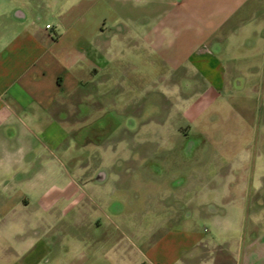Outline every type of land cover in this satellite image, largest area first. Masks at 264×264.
<instances>
[{"label": "rangeland", "instance_id": "obj_1", "mask_svg": "<svg viewBox=\"0 0 264 264\" xmlns=\"http://www.w3.org/2000/svg\"><path fill=\"white\" fill-rule=\"evenodd\" d=\"M7 1L13 6L0 27L22 4L34 16L38 3L51 2L41 22L60 29L70 19L85 26L97 19L89 8L93 0ZM212 34L223 46L215 55L217 87L191 61L135 50L130 44L139 38L119 35L96 46L99 64L80 90L83 106L72 96L58 107L63 115L58 109L39 118L44 126L20 125L15 151L0 137V264H15L33 235L50 252L42 264H149L148 242L172 227L199 236L180 264H264V0L217 20ZM184 77L195 82L183 86ZM235 78L244 80L242 89H233ZM149 93L161 95L156 104L169 114L166 121L146 124L121 142L98 144L96 132L81 133L113 106ZM182 126L200 131L203 138H196L204 147L186 187H177L179 178L172 187L152 180L141 167L133 176L93 183L99 169L135 151V168L140 157L160 156L164 152L144 142L167 145ZM87 137L97 143H85ZM175 152L165 155L169 167ZM114 204L121 212L111 210Z\"/></svg>", "mask_w": 264, "mask_h": 264}, {"label": "crops", "instance_id": "obj_2", "mask_svg": "<svg viewBox=\"0 0 264 264\" xmlns=\"http://www.w3.org/2000/svg\"><path fill=\"white\" fill-rule=\"evenodd\" d=\"M258 1L93 0L89 8L96 10V21L85 26L79 19H70L62 29L41 22L42 12L51 2L38 3L34 16L30 15L27 5L16 7L27 12L28 20L21 26L10 15L12 22L0 27V137L5 139L8 149L15 151L19 148L20 125L44 126L45 122L39 118L58 109L57 114L63 115L65 110L58 107L72 96L83 106L84 102L79 100L80 90L85 89V79L91 69L95 70L99 64L96 46L110 44L119 35L139 38L130 44L135 50L156 49L178 64L191 61L202 67L212 87H217L220 68L215 55L219 51L211 49L217 42L212 34L217 20L228 18L248 3ZM12 6V2L0 0V22L8 19ZM46 25L51 28L47 29ZM194 82L184 77L182 85ZM143 99L113 106L112 111L122 112L139 105ZM7 127L16 128L15 139L5 135ZM35 236L27 240V247L21 250L15 264L49 263V250L41 241L36 242ZM198 239L190 229L172 227L148 242L146 257L149 264H180L182 254L195 246ZM88 244L86 242L85 246ZM77 260L68 264L88 262L87 259Z\"/></svg>", "mask_w": 264, "mask_h": 264}, {"label": "flooded vegetation", "instance_id": "obj_3", "mask_svg": "<svg viewBox=\"0 0 264 264\" xmlns=\"http://www.w3.org/2000/svg\"><path fill=\"white\" fill-rule=\"evenodd\" d=\"M213 45L211 49L218 50L219 53L222 52L223 46L221 42L217 41ZM203 51L204 53L206 52V50ZM234 80L232 82V87L234 90H236L234 88ZM158 100H161L160 94L152 95L149 93L144 96L142 103H140L139 105L130 107L122 112L112 111L111 113H105L97 123L95 122L85 127L81 133L87 134V132H89V129L91 130V132H96L99 139H101L99 140L98 144H104L110 140L115 139L119 142L126 139L133 140V133L130 131V129L126 126H122L123 118L132 116L140 119L141 125L139 127V130L146 124L152 122L161 123L166 121L169 118V114L164 109H162V107L156 104V101ZM139 130L135 134H137ZM192 132H195V134H192ZM199 132L200 131H192L190 126H182L175 132L174 135H172V140L167 145H161L155 140H148L144 142L152 146L154 150H160L164 153H161L160 156H154L152 153L148 156L145 155L144 157H140L139 162L137 161L136 163L137 165H139V167L137 166L136 168L133 167L130 162V159L132 160L133 158L135 159V157H137L135 155L136 151L134 152L135 156L133 155L132 158H119L117 162L109 164V166H107L109 178L111 176H115L118 180H120L122 176H133L134 173L137 172V170H139L141 167L146 168L149 175L152 177V180H165L168 182L169 187H172V184L174 183L173 181L175 179L179 178L180 181L182 180V178H185L187 183L184 187H186L193 177L192 172L195 169L196 162L200 159L201 150L204 148L201 147L202 140L196 138V136L199 135L203 138V136L199 134ZM84 142L97 143L95 141L89 140L88 137L84 140ZM137 143L138 142L136 141L133 142L132 148H137ZM174 152L175 154H177V158H175L176 161H174L172 166L169 167L172 162L169 163V158L165 155H170ZM134 161L136 162V160ZM22 203L24 205H27L28 201L24 199ZM47 261H49V259H47Z\"/></svg>", "mask_w": 264, "mask_h": 264}, {"label": "water", "instance_id": "obj_4", "mask_svg": "<svg viewBox=\"0 0 264 264\" xmlns=\"http://www.w3.org/2000/svg\"><path fill=\"white\" fill-rule=\"evenodd\" d=\"M11 18L13 21L17 22L19 25L22 26L28 20V14L24 9L16 8L11 13ZM243 86H244V80L242 78H236L234 80V88L236 90L242 89ZM140 125H141V120L137 119L136 117L128 116L126 118H123L122 126L123 127L126 126L127 128H129L133 134H135L139 130ZM5 135L9 139H15L17 136L16 128L15 127H7L5 130ZM108 178H109V172H108L107 168H101L96 172L92 181L96 185H102L108 180ZM186 183H187L186 180H180L177 183V187L178 188L182 187ZM111 210H113L114 213H119V212H121V207L117 204H114L112 206Z\"/></svg>", "mask_w": 264, "mask_h": 264}, {"label": "built area", "instance_id": "obj_5", "mask_svg": "<svg viewBox=\"0 0 264 264\" xmlns=\"http://www.w3.org/2000/svg\"><path fill=\"white\" fill-rule=\"evenodd\" d=\"M46 28H47V29H50V28H51V25H46Z\"/></svg>", "mask_w": 264, "mask_h": 264}]
</instances>
